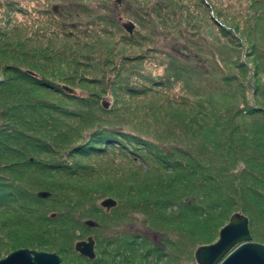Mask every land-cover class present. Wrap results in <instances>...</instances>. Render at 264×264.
I'll list each match as a JSON object with an SVG mask.
<instances>
[{
  "label": "trees",
  "instance_id": "1",
  "mask_svg": "<svg viewBox=\"0 0 264 264\" xmlns=\"http://www.w3.org/2000/svg\"><path fill=\"white\" fill-rule=\"evenodd\" d=\"M28 1L31 0H0V57L19 58L18 61L25 66V68L19 67L18 65L22 64L18 62H14L15 64L12 66H7L8 64L2 66L0 64V75L3 72L15 73L20 78L14 79V82L19 80L44 88H53L58 93L61 92L69 97H74V90L70 86L64 84L56 87L51 81L44 80L42 75L23 62L28 60L34 63L38 59H48L58 62L61 67H75V71H77L80 66L78 64L80 62L77 59L78 53L76 54L77 50L74 49L73 51V48L68 46L67 43H70L73 38L78 42L82 40L81 37L99 38V53L109 47L110 49L103 54V56H108L104 59H98V61H102L106 66H113L112 69L118 72L119 79L113 80L112 78L111 80H113L114 86L120 92L129 94L131 97L146 96L148 93L154 92L158 94V97L167 98L171 96L166 95L168 91L178 87L183 88L187 84L190 85L192 75L201 76L204 77V82H208L206 84L208 87L202 84L198 87H193L192 96L189 95V97H196L194 95L199 93L197 97L203 99L196 106L197 108H203L207 113L203 116L193 110L199 120L196 121L197 116L189 118L187 115V121H185L184 125L194 124L196 127L198 126L195 129L206 128L204 127L205 125H209V123L214 121L210 118L211 116L216 119V116L220 114H228L233 119L248 115L247 117L254 118L253 123L258 121L264 126V122L261 121H264V110L258 109V106H250L251 98H249V104L246 99L245 105H237L232 108V103L239 92L236 84L238 78L236 75L230 76L231 72L228 73V71L230 67H235L234 65H236L233 60V53L236 47H234L232 55V48H228L225 56L220 59L215 55L209 64H206L204 59L203 45L206 43L205 40H210L206 37L207 31L212 29V25H217L221 29L213 18L214 15H211L208 11L211 10L210 6L214 10L220 6L214 4V0H208L210 1L209 3H205V0H121V3L118 0H56L52 1L47 9L35 12L21 6V2ZM247 3L249 5L248 11L253 14L255 21L252 20L254 22L249 27H243L238 22L237 31L239 29L242 31L250 29L252 38L253 36L257 38V42L255 41L253 45L262 58L261 63L257 66L264 71V30L258 31L259 26L264 25V0H247ZM55 6L58 11H54ZM220 12L231 15L234 21L237 19V16L229 13L228 8H220ZM18 13L27 16L30 22L27 24L20 22L19 24L16 18ZM33 13L34 15H32ZM125 22L134 23L135 29L132 34L124 28L123 24ZM220 32L226 35L230 34L229 31L224 29H221ZM259 33L260 35H258ZM114 35H118V39L115 43H111L110 40L113 39ZM196 35L199 37L195 38ZM106 36L109 37V40L103 41V37ZM248 37L250 38V36ZM63 40L65 42H62ZM248 41L250 42L251 40L248 39ZM87 44L86 42L80 43L82 46ZM227 46L230 47L229 45ZM137 49H142L143 51L134 52ZM68 53H71L70 55L75 59H71ZM92 57L96 58V56ZM160 68L163 69L161 74L157 72V69ZM235 68L242 71L248 70L246 64H240ZM38 76L42 78L39 79ZM217 77L219 79L213 86V79ZM9 80H0V90ZM239 85H242V82ZM254 87L255 91H260V88H263L262 85H255ZM13 90L10 91V99L7 98L6 100H12L14 107L22 108L26 106L32 109L38 107L37 101L34 104L31 102L17 104V97L20 95L21 89L13 85ZM211 96H221L223 98L222 100L210 99ZM156 99L158 102L161 101L160 98ZM104 101L110 104L109 108L104 107ZM184 101H186V98H183V103H179L177 98L169 100V102L178 106H186ZM255 101L259 102L258 94L255 95ZM101 102V110L104 113L108 111L107 114H111L114 111H112V106L115 103L114 98H103ZM217 104L221 108L216 106ZM210 107H213V109ZM42 108L51 110L49 104H45ZM153 110L151 106L149 112H153ZM7 113L4 109H0V134L6 135L3 140H0V148L2 146L5 149H11L12 152H18L13 147L18 145L17 131L7 134L12 128L10 127ZM129 115L130 107L123 108L122 112L116 116L115 120L118 122L113 120L110 123L113 124L112 127L102 126L94 115H89L87 119H91L96 131L88 135L80 133L77 141L81 139L82 143L75 146L69 152V155L77 154L86 157L106 154L110 147H114L119 149L121 155L131 159L128 161L130 164L137 165L139 162L147 169L156 170L157 172L154 171L156 174L162 172V169L170 174L163 176L164 172H162L156 176L153 175L155 173H152L151 175L148 174L149 177L142 178L144 176L135 173L133 174L134 178H128V171H113L110 173L102 169H95L94 171L83 169L79 176L83 177L80 182L88 181L95 188L90 189L84 184H78L76 185V190L72 187L67 190L74 193L78 191L80 198L87 199L90 193L94 192L93 189L103 184L104 181L102 179H106L110 174L111 179L113 177H117V179H112L113 184L109 187L112 189L115 187L120 194L116 195L118 197L113 195L105 197L114 199L117 205L107 211L102 206H97L93 200L82 203L83 200L75 199L76 194H67L64 196L66 199L65 203L68 204L69 201L74 199L70 210L66 214L53 212L48 215L47 211L44 212L45 207L42 204L53 200L55 187L49 183L40 184L38 182L35 184L38 185L37 187L32 185H30L31 188L30 186L26 187L24 186L25 184L18 182L23 179L20 175L13 178L9 176L10 174L4 172V170L17 169L16 166L18 164L1 165L3 171H0V259L22 248H30L42 252L48 251L57 245L56 243H51L53 240H61V242H57L61 243L58 246L60 248L65 246L69 250L73 249V245L80 241L85 233L89 234L92 231L94 233V231L101 230L100 227L108 224L106 222L102 226L99 221L91 219L93 214H100L108 218L110 215L114 217L113 212L123 206L125 208L126 205L130 206L129 211L121 221L133 219L134 212H130V210H140L141 206L144 207L148 215H155L158 211L157 215L162 219L159 223L162 221L161 228L163 230H165L167 224L172 222L179 230L172 231L175 233V241L178 240L179 236L180 241L182 239L186 241L187 235L192 236L191 233L193 231H187L191 224H193V227L198 228L206 223L205 227L207 229V225H210L207 236H201L196 241H190L192 245L197 244L199 246L215 243L216 241L212 238L211 232L214 236L215 231L225 225H219L218 221L223 219L226 214V208L223 203L228 200V191L238 195L239 199L244 198L245 194L254 196V198L256 197L260 200L261 207L264 206V192L254 188V185H261L264 190V173H262L264 171V150H251V146L261 148L263 143L255 141L247 144L246 136L249 134L247 129L244 131L245 134L236 137V139L234 135L228 136L222 133L221 140L226 142V144L219 143L215 145L213 150H208V153H217V156H210L204 152L205 155H202L203 159L194 156L191 165L190 163L185 164V161L182 160V162L180 159L175 162L166 160L164 158L166 155L160 153L162 146L146 142L141 133L127 131L126 127H124L127 124L123 123L127 122ZM144 117L146 118L148 115ZM137 118L139 117L134 116L133 121L137 120ZM160 118L161 116L155 118L153 116L151 121L147 122H151V125H153ZM173 120H176V118ZM183 121L184 119L182 118L181 121H177L175 124L179 127L184 126ZM37 122H46V118L37 119ZM23 124L28 125L24 120ZM239 129L240 127H236L235 133ZM225 133L227 132L225 131ZM214 134H218V132L215 131ZM10 140H15V143H10ZM132 140L135 142H132ZM35 142L37 147H39L38 149H41V145L38 144L39 141L35 140ZM132 143H137L139 147L133 148L131 146ZM146 146H148L147 149L150 154H156L160 158L159 163L155 161L146 162L141 159L136 150L143 149ZM223 146L225 148H222ZM26 147L27 145L22 147L20 157L27 154ZM43 147L41 152L57 155L53 150V146L44 145ZM180 153L185 156L184 159L189 157L184 148L180 150ZM231 154L234 156L233 161H229ZM26 163L29 165L40 163L44 166L43 169L51 174L58 173V175L66 177L76 176L74 173H65L64 175L63 170H69L66 168L70 167L64 162L48 164L30 157V162L27 160ZM133 167L142 169L141 166ZM41 171V169H36V172ZM74 172L77 173L76 171ZM116 184L122 186V188L120 189ZM225 186H227V191H224ZM42 192L48 193V197L41 198L39 194ZM182 192H185V194ZM201 192H204V195H201ZM136 196L140 200L135 201L134 198ZM130 197L131 201H129ZM229 197L234 200V197ZM120 199H127V201L125 200L126 203H124ZM95 201L98 200L95 199ZM163 206L174 209L170 218L161 211ZM233 206L239 205L234 202ZM79 207H82V209L79 212H75L74 209H79ZM255 207L257 206L244 205L240 207L242 214L250 220V231L253 239L261 236V232H258V227L261 222H264V209L262 212H258ZM185 208L189 209L186 213ZM238 211L239 209H237ZM123 212L125 213V210ZM163 219L169 220V222ZM87 221L94 222L98 228L94 229L96 227L88 226L86 224ZM145 224L132 223L123 226L122 230H117L116 228L110 230V232L106 233L104 241L99 239L101 246L104 245L102 248L114 245L118 247L119 251L120 248L124 247L125 250L118 254L123 260L125 259V254H123L125 252L139 254L141 251L142 254V252L147 250L145 256L147 262L163 258L165 254L161 252L167 249V241L161 240V244H165V247H158L153 242L156 241V237L151 239L148 234L140 233L132 228L140 225L147 230L146 232L161 235L162 237L166 233L159 231L160 229L157 230L154 226ZM71 225L72 227H70ZM55 226H60L61 229L57 230ZM74 226L79 227L80 230L73 229ZM49 227H52L50 231L48 230ZM68 228L74 232L73 235L64 233L67 232ZM207 229L204 228V231H208ZM61 232L64 234L61 235ZM128 235H136L134 239L137 241L140 239L143 243L132 245L134 241H129ZM74 239H77V241L70 245V242ZM262 243L264 244V241ZM184 245H186V242ZM99 253V259L93 262L88 261L91 264H98L101 259L105 260L107 251L104 250ZM158 255L159 258H156ZM102 256L104 257L102 258ZM176 257L175 255V259ZM123 263H128V261L124 260Z\"/></svg>",
  "mask_w": 264,
  "mask_h": 264
},
{
  "label": "rangeland",
  "instance_id": "2",
  "mask_svg": "<svg viewBox=\"0 0 264 264\" xmlns=\"http://www.w3.org/2000/svg\"><path fill=\"white\" fill-rule=\"evenodd\" d=\"M52 1L56 0H31L28 2H21V6L28 8L30 11H38L41 9H47ZM210 1L205 0V3H209ZM121 3V0H120ZM214 4L220 5L215 10L210 6L211 10H208L211 15H214V19L216 22L220 25L221 29H224L225 31H229L230 34L226 35L224 33L220 32V28L217 25H212V29L207 31L206 37L208 40H205V44L203 45V50L205 53V61L206 64H209L212 62V58L214 56H218L220 59L225 56L228 52V48L231 49V55L234 51V47H236L234 53H233V60L236 62L235 67H237L240 64H246L248 67L247 71H242L235 67H230V70L228 73L229 75H236L238 80L236 82L237 88H238V95H236V99H234L232 103V108H235L237 105H245L246 99L248 100L249 104V98H251V105L250 106H258V109L264 110V71L260 70L257 65H259L262 61V58L259 55V51L256 50L253 43L255 41L257 42V38L253 36L250 29H247L246 31L238 30L237 31V25L238 22L243 27H249L252 26L251 23H253L254 16L252 13L248 11L249 5L247 3V0H214ZM231 6V7H230ZM220 8H228V11L230 14H233L237 16V19L234 21L233 17L228 14H223L220 12ZM32 13V12H31ZM206 13H208L206 11ZM34 15V13L32 14ZM263 15V14H261ZM264 16V15H263ZM257 17V16H256ZM18 23L20 24H27L30 22L29 18L25 15H22L20 13L16 16ZM254 20V21H252ZM252 21V22H251ZM255 27V26H254ZM253 28V27H252ZM243 29V28H241ZM264 30V25L259 26L258 31ZM218 32V34H216ZM221 34H220V33ZM254 32V31H253ZM260 35V33L258 34ZM250 36V38L248 37ZM199 36L196 35L195 38H198ZM82 40L80 42L76 41L75 38L72 39L70 43H67L68 46L72 47L73 51L74 49L77 50L76 54L78 53V63L80 66L77 68V71H75V67H66L62 66L52 60H41L38 59L37 61H34V63L24 60V64L27 66H30L32 69H34L37 73L43 76L44 80H49L51 83H53L56 87H59L60 85H68L74 90V97H69L65 95V93L56 92L53 90V88H44L39 85L34 84H28L24 81L16 80L14 82V79L20 78L18 77V74L15 73H4L0 75V80L4 79H10L2 88L0 92V109H4L6 113L8 114V121L10 123V127H12L7 134L10 132L17 131V138H18V145H14L13 147L17 149L18 152H12L11 149H5L1 146L0 148V171L2 170L1 165H16L17 169L9 170L4 172L10 174V177H18L19 175L23 178L22 181H18L22 184H25L24 186L28 187L30 185L37 187L38 185H35L38 183L46 184L49 183L55 187V194L53 195V200L46 201V204H42L44 208V212L47 211V214L50 213H60V214H66L72 205V202L74 199L69 201V203H65V195L71 194L75 195V199L77 200H83L82 203H85L87 201L93 200L97 206H101V202L105 200L108 197H105L107 195H113L115 197H118L116 195L120 194L118 192V189H112L109 186L113 184L112 179L116 180L117 177L110 178V174L106 179H102L103 184H101L96 189H93L94 192L88 196L87 199H82L79 197V192L76 191V193L71 192L67 190L69 187L76 188V185H86L90 189L95 188L94 186L90 185V182L83 181V177H79L80 173L83 169H91V171H94L95 169H102L106 170L110 173L113 171H128V178H134L133 174H141L142 178H147L152 173L157 172L154 169H147L143 164L133 165L128 163L129 160H131L129 157H125L121 155L119 149H116L114 147H110V149L106 152V154H96V155H90V156H81L77 154H70L69 152L77 145L82 143L81 139L77 141L78 135L82 133V135H88L89 133L96 131V127L94 128V124L92 125L91 119H87L89 115H94L102 124L104 127H112L113 124L112 121H116V116H118L123 108L130 107V115L126 123L127 131L130 132H138L141 133L146 142L153 144H159L162 146V151L160 153H163V155H166L164 158L166 160H171L172 162L177 161L180 159L181 161L184 160L185 164H191L193 162V158L198 157L199 159H203L202 155H205L207 153L210 156H217L216 154H210L208 153L210 150H213L215 145L220 144H226L222 138V133L226 135H234V138L239 137L243 134H245V130L247 129L249 131V134L246 136L247 144L252 142H259L263 143V146L257 147V146H251V150L255 151H262L264 150V126L262 123L256 121L254 122V118L242 116L238 117L239 119H233L230 115L220 114L216 116V119L214 116H211L210 118L214 121L209 123V125H205L206 128L201 129H195L197 128L194 124H185V121H187V115L188 117H195V113H193V110L196 113H199L203 116L206 115L207 111H205L203 108H197L196 105H198V102L201 101V97H197V94L194 96L196 97H189L192 96L191 91L193 87H198L201 84L205 87H208L206 84L208 82H204V77L201 76H195L192 75V80L190 85H185L183 88H176L174 90L168 91L166 95H171L167 98L165 97H158V94L156 93H148L146 96H139V97H131L129 94H125L124 92H120L113 84V80H118V72L114 71L112 69L113 66H106L102 61H98V59H104L108 55H104V52L106 50H109L107 48L104 51H100L99 53V38H88V37H81ZM118 39V35H114L113 39L110 40L111 43H115ZM250 39L251 43L248 41ZM109 37H103V41H108ZM62 42H65L64 40ZM88 43L86 46L80 45V43ZM226 45V46H223ZM229 45L230 47H228ZM142 49L134 50V52H141ZM71 53H68L70 55ZM92 56H96L94 59ZM103 56V57H102ZM70 58L73 59L70 55ZM19 58L15 59H9L8 57H0V64L2 66H12L15 64L14 62H18L22 64L20 61H18ZM75 59V58H74ZM15 60V61H14ZM19 67L25 68V66L18 65ZM106 68V69H105ZM256 68V69H255ZM158 73H163V69H157ZM73 76V77H72ZM112 76V77H110ZM39 79L42 78L41 76H38ZM107 78V79H106ZM113 78V80H111ZM42 79V80H43ZM219 78L213 79V86H215L216 81ZM201 81V82H200ZM242 82V85H239ZM260 83V84H258ZM13 85L17 88L21 89L20 95L17 97V104H27L28 102L35 103L37 101L38 107L35 109H32L30 107L23 106L20 107H14V104L12 105V100L8 101L7 98L10 99V91L13 90ZM255 85H262L263 88H260V91H255L254 86ZM16 91V90H13ZM258 94V103L255 101V95ZM253 97V99H252ZM103 98H114L115 103L112 106L111 114H107L108 111L105 113L101 110V101ZM156 98H160V102L157 101ZM172 98H177L179 103H183V98H186V106H178L172 102H169ZM223 97L221 96H211L210 99H218L222 100ZM109 102V101H108ZM45 104H49L50 109H43L42 107ZM112 104V103H111ZM153 107V112H149L150 107ZM221 108L220 105H216ZM213 106V107H216ZM110 107V106H109ZM213 107H210L213 109ZM191 109L190 111H187ZM42 113V114H41ZM212 113V112H211ZM148 115V117H144ZM78 116V117H75ZM137 116V120L133 121V117ZM154 116H161L160 120H156L153 125H151V122L148 123L147 121H151L152 117ZM43 118H46V122L38 123L37 119L42 120ZM176 120H173L175 119ZM184 119L182 122L184 126H177L175 122L181 121V119ZM256 119V118H255ZM23 120L28 123V125L23 124ZM198 116L196 118V121H198ZM209 120V119H208ZM264 122L263 120H261ZM187 123V122H186ZM239 123V124H238ZM259 123V124H258ZM41 124V125H40ZM9 126V125H8ZM183 127V128H182ZM236 127H240L237 133H235ZM172 128V129H171ZM228 128V129H227ZM230 129V131H229ZM171 130V132H170ZM201 130V131H198ZM217 131L218 134H214V132ZM225 131L228 133H225ZM200 132V133H199ZM157 133V134H156ZM161 133V135H159ZM5 134H0V140H3L5 137ZM35 140H38V144L41 145L42 148H44V145H48L50 147L53 146V150L57 155L49 154V153H43L41 152V149H38ZM10 143H15V140H10ZM128 143L130 141L127 140ZM132 142H135L132 140ZM240 142V141H239ZM20 144V145H19ZM27 145V154L23 157H20L21 149L23 146ZM134 147H139L137 143H132L131 145ZM148 146H146L143 149H138L136 152L139 154L142 160L148 162V161H155L159 163L160 158L155 154L152 155L149 153ZM185 149L187 152V157L184 159V155L180 153V150ZM222 148H225L224 146ZM25 150V149H24ZM209 150V151H208ZM25 152V151H23ZM205 152V153H204ZM2 155V159H1ZM35 158V160H39V162L53 164L58 162H64L66 165L70 166L69 170H63L64 175L65 173H74L76 176L72 177H66L63 175H58V173L51 174L47 171H45L43 168L44 166L40 163L35 164H27V160L30 162V157ZM29 157V159H28ZM234 156L231 154L229 157V161H233ZM141 161V160H139ZM183 162V161H182ZM133 166H141L140 168H134ZM36 169L42 170L41 172H36ZM170 170V169H168ZM76 171L77 173H75ZM132 171V172H131ZM155 171V172H154ZM162 172H164L163 176H167V171H164L162 169ZM162 172H158L157 174L160 175ZM172 172V171H169ZM181 173V172H180ZM264 173V171H262ZM149 174V175H148ZM156 173L153 175L158 176ZM174 174V173H171ZM200 176V175H199ZM34 177V178H32ZM37 180V181H36ZM121 182H123L121 180ZM125 183V182H124ZM255 184V183H254ZM23 186V185H22ZM115 186V185H114ZM117 187L122 188V186ZM78 187V186H77ZM31 188V186H30ZM227 186L224 187V191H227ZM254 188L256 190H259L261 192H264L261 185H254ZM28 189V188H27ZM38 189V188H37ZM44 190V189H40ZM76 190V189H75ZM185 194V192H182ZM88 195V193H87ZM201 195H204V192H201ZM244 198L239 199L238 195L235 193H232L228 191V200H225L223 205H225L226 208V214L224 215V218L218 221L219 225H227L230 221V218L233 214L237 212V209H239L238 212L242 213L240 210V207L244 205H253L257 206L255 207L258 212H262L264 209V206L261 207L260 200H258L254 196H250L245 194ZM226 196V193H225ZM232 196L234 197V200L231 199ZM98 200V201H95ZM135 201L140 200L139 197L134 198ZM121 200V199H120ZM127 201V199H125ZM124 199L121 201L126 203ZM100 201V202H99ZM131 201V197L129 199ZM234 202H236L239 206H233ZM81 203V204H82ZM123 203V204H124ZM130 207V206H129ZM129 207L126 205L119 208L118 210L114 211V217L112 215L108 217L102 216L100 214H93L91 219L99 221L102 226L107 222L108 224L104 227H100L101 230L94 231V234L98 235L102 241L105 240L106 233L110 232L112 229L122 230V227L127 224H140V223H146L145 225L154 226L157 230L162 231L166 233V235H154L146 232L147 230L137 225L133 230H137L140 233L148 234L151 239L156 237V241H153L154 244H156L158 247H165V244H161V240L167 241V249L162 251L161 253L165 254L163 258L153 260L152 262H147L145 256L147 251L138 253H131V252H125V259L128 261V263H123V259H121V256L118 254H121L125 249L124 247L120 248L118 251L117 246H108L105 248H99V252H102L104 250L107 251V256L105 260L101 259L100 264H196L195 260V251L200 247L199 245H192L190 242L191 240L196 241V239L201 238V236H207V233L210 230V225L208 226V229L205 227L206 223L203 225H200V227L195 228L191 224L187 231L192 232L191 235H187L186 241H183V239L180 241V236L177 241H175V233L172 232L174 230L179 231L174 224H167L165 226V230H163L162 227V221L159 223L161 218L158 217V211L155 215H148L146 211L144 210V207L141 206L140 210H130V212H134V218L130 219L129 221H121L126 215V213L129 211ZM82 209V207H79L74 209L75 212H79ZM142 209V210H141ZM125 210V213L123 212ZM73 211V212H74ZM137 211V212H135ZM163 214L165 216H170L173 214L174 209L163 206L161 209ZM189 209L185 208V213L188 212ZM237 212V213H238ZM86 220V219H84ZM166 220V219H163ZM143 221V222H142ZM145 221V222H144ZM169 222V220H166ZM224 225V226H225ZM222 226L219 228L218 232L220 233V230L224 227ZM72 227V225L70 226ZM57 230H60V226H55ZM191 228H193L191 230ZM204 228L208 231H204ZM52 229V227H49V231ZM73 229H77V231L80 230L79 227L74 226ZM180 229V227H179ZM68 228L64 233H68L70 235H73V231ZM217 230L214 233L211 232V236L214 239V241H217L219 239V233ZM83 232V230H82ZM123 232V231H122ZM258 232H261L260 237H254L255 242L262 243L264 241V222L260 223V226L258 227ZM61 232V235L64 234ZM93 231L91 233H85L81 240L86 239L88 235H92ZM120 236V235H119ZM129 241H134V244L137 245L143 243L142 240L134 239L136 235H128ZM127 236V237H128ZM126 237V238H127ZM64 239V238H63ZM263 239V240H262ZM66 240V237H65ZM64 240V241H65ZM74 241H77V239H74L70 242V245L73 244ZM61 240H53L52 244H57L56 247H53L49 249L48 253H55L58 254L62 258L63 264H91L87 259L80 257V255L75 251L74 245L73 249H68V247L60 248L58 247L61 243ZM186 242V245L184 243ZM65 245V244H64ZM152 246V245H151ZM25 249V248H22ZM30 249V248H27ZM19 250V249H18ZM33 250V249H32ZM151 250V249H150ZM17 251V250H15ZM37 251V250H35ZM14 252V251H13ZM11 254V253H10ZM117 254V256H116ZM9 255V254H8ZM6 255V256H8ZM175 255L177 256L175 259ZM6 256H3L2 258H5ZM100 257V256H99ZM104 256H102L103 258ZM156 258H159V255L156 256ZM99 259V258H98ZM88 261V262H87ZM93 264V263H92Z\"/></svg>",
  "mask_w": 264,
  "mask_h": 264
},
{
  "label": "water",
  "instance_id": "3",
  "mask_svg": "<svg viewBox=\"0 0 264 264\" xmlns=\"http://www.w3.org/2000/svg\"><path fill=\"white\" fill-rule=\"evenodd\" d=\"M120 3V0H118ZM54 11H58L55 6ZM124 28L132 34L135 25L125 22ZM105 108L110 104L103 102ZM48 193L39 194L41 198H47ZM117 205L112 198L102 201L101 206L110 211ZM88 226H94V222L87 221ZM95 241L89 237L86 241H79L75 249L85 257L94 259ZM196 264H264V244L255 242L250 231V220L244 214L238 212L232 215L230 221L220 233L219 239L210 245L200 246L195 251ZM0 264H61V258L55 253L37 252L30 249H19L0 260Z\"/></svg>",
  "mask_w": 264,
  "mask_h": 264
},
{
  "label": "flooded vegetation",
  "instance_id": "4",
  "mask_svg": "<svg viewBox=\"0 0 264 264\" xmlns=\"http://www.w3.org/2000/svg\"><path fill=\"white\" fill-rule=\"evenodd\" d=\"M102 203V202H101ZM103 208V207H102ZM105 210H107V209H105ZM91 227V226H90ZM94 227H96V228H94V229H97L98 227L97 226H95L94 225ZM89 237H93V239H94V241H95V246H94V251H95V255H96V257L94 258V259H90V258H88V257H85V256H83L82 254H80V253H78L77 251H76V249H75V246H76V244L79 242H76L75 243V245H74V249H75V251L80 255V257H82V258H85V259H87V260H90V261H96L98 258H100L99 256H100V253H99V248H100V246H101V241H99V239H100V237L98 236V235H96V234H94L93 233V235H89L86 239H83V240H80V241H86V240H88V238ZM101 240V239H100ZM30 250H32V249H30ZM35 251V250H34ZM37 252H39V251H37ZM42 252V251H41ZM58 255V254H57ZM59 256V255H58ZM60 257V256H59ZM61 258V257H60ZM1 259H3V258H1ZM0 259V260H1ZM61 264H63V262H62V258H61ZM98 264H100V261H98Z\"/></svg>",
  "mask_w": 264,
  "mask_h": 264
}]
</instances>
